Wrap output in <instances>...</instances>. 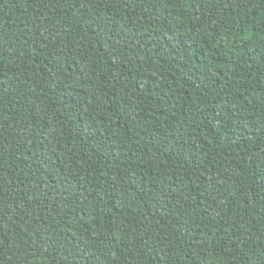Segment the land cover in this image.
<instances>
[{
	"label": "trees",
	"instance_id": "16d2710c",
	"mask_svg": "<svg viewBox=\"0 0 264 264\" xmlns=\"http://www.w3.org/2000/svg\"><path fill=\"white\" fill-rule=\"evenodd\" d=\"M0 264H264V0H0Z\"/></svg>",
	"mask_w": 264,
	"mask_h": 264
}]
</instances>
